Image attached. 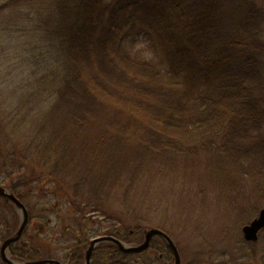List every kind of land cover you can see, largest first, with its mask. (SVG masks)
I'll use <instances>...</instances> for the list:
<instances>
[{
  "label": "trees",
  "instance_id": "16d2710c",
  "mask_svg": "<svg viewBox=\"0 0 264 264\" xmlns=\"http://www.w3.org/2000/svg\"><path fill=\"white\" fill-rule=\"evenodd\" d=\"M11 21L18 31L33 30L35 40L28 47L31 80L22 90L8 88L5 99L15 102L0 106V164L12 169L14 160L31 161L35 151L38 162L50 166L41 173L57 181L72 176L69 202L81 219L73 228L68 264H83L100 230L129 243L143 240L152 225L138 224L132 232L93 202L108 186L118 192L127 187L121 199H128L143 171L162 170L217 190L229 218L250 214L251 220L264 207V0H0V25ZM22 137L27 144L18 156ZM43 174L40 183L47 180ZM31 180L21 182L28 186ZM93 180L94 192L87 189ZM242 181L235 196L232 190ZM17 197L31 224L11 245V256L52 257L50 243L48 252L35 243L52 221V208L25 194ZM95 211L98 223L89 217ZM19 223L13 203L0 194L3 241ZM157 227L173 234L165 224ZM232 228L224 226L217 239H233ZM28 230L38 236L27 239L32 248L21 245ZM240 235L231 245L239 256L222 252L228 262L254 256L264 264V230L257 241ZM220 256L212 251L206 258ZM92 259L174 263L160 235L141 252L101 243ZM0 264H6L1 256Z\"/></svg>",
  "mask_w": 264,
  "mask_h": 264
},
{
  "label": "rangeland",
  "instance_id": "374dc122",
  "mask_svg": "<svg viewBox=\"0 0 264 264\" xmlns=\"http://www.w3.org/2000/svg\"><path fill=\"white\" fill-rule=\"evenodd\" d=\"M15 19L16 16L13 17V20ZM13 23L15 22L11 21L6 26H4V23L0 25V106L4 108L10 105V103L15 102L11 97H9V100L5 99L7 98V89L14 85H19L22 87V90L25 83L31 80L28 47L34 42L35 33L33 30L28 32L18 31L14 27H11ZM24 23L25 25L30 24L26 21ZM22 94L19 91V97ZM111 118L112 115L107 116V120L110 121ZM24 139L25 137H22V140ZM17 143L19 144L18 147L21 148V145L26 146L27 141L21 142L18 140ZM21 151L22 148L17 150L18 156L23 153ZM30 153H33V155H30L31 161L22 162L23 168H21L19 161L15 165L16 171L11 179L18 178V176H31L32 183L36 180L38 187L31 194H29L28 187L22 189V192L29 197L31 196L32 200H35L36 204L40 207H51L52 210L50 212L48 210L47 213L52 216V221L47 226L44 225L45 228H42L43 235L40 236L39 240H35V243L38 249H42L44 252H48L49 249H47L48 247L46 248V245L50 243L51 247L49 248L52 257L67 263L70 259L69 250L72 243L73 228L77 226L79 219H81V216L75 213L76 207L69 202L72 195V176L70 175L71 177L68 178L62 174L61 180L58 179L61 182L52 180L47 174L41 173V171L44 172L43 170H47L50 166L39 163V158L36 157L35 151H30ZM8 167L9 165H7V171L5 172V168L0 164V182L7 176ZM42 174L45 178L47 177V180L40 183V176ZM140 176L137 184H133L129 188L136 189V191L131 190L132 195L128 199L126 197L124 201L121 199L127 187L120 188L118 192L108 186L109 188L105 187L102 192L98 193L99 200L92 201H99L101 207L110 211L118 222H124L132 232L138 224H150L156 227L159 223L165 224L172 231V237L178 244L183 264H234L228 262L227 259H230V256L222 254V252L226 251L229 255H240L235 252V247L231 248V245L236 237L239 238L241 236V231L243 234V225L251 221L248 220L250 214H244L243 216L234 213L233 217L229 218L227 212L224 213L222 211L226 205L218 196V191L207 186L201 187L200 185H196L189 177L173 178L171 176V178L162 170L152 171V169L141 172ZM33 177L36 179H33ZM237 184L238 186L234 187L235 190H232L236 194L235 196H238V193H240L238 189H242L244 185L243 181ZM226 187L230 188L229 184ZM97 188L98 183L96 180L90 181L87 186V189L93 192ZM219 188V190H222L221 186ZM184 198L185 200H183ZM27 200L30 201V198ZM180 204L181 206H178ZM188 207L190 210H188ZM55 208H57V211H55ZM178 208L186 210L181 212ZM93 213L96 218L100 217L96 211ZM142 216L145 219L140 218ZM240 219H242L241 222ZM44 222L46 224L47 221ZM226 225H231V228L233 225L234 228H232L233 233L231 235L233 239L229 237L218 240L219 233H222V228ZM69 226L70 228H68ZM30 230L27 231L25 235L27 237H24L25 239L21 242V245L22 243L24 245L26 242V246L28 247L30 241L27 239L30 240V237L33 239L38 238ZM46 237L48 242L45 241ZM2 241L0 235V247ZM28 248H32V244ZM212 251L221 253V256L218 258L219 260L210 261L206 258L208 252ZM150 252H147L145 257H148ZM254 258V256L251 258L244 257L235 262V264H261V262Z\"/></svg>",
  "mask_w": 264,
  "mask_h": 264
},
{
  "label": "water",
  "instance_id": "95a60500",
  "mask_svg": "<svg viewBox=\"0 0 264 264\" xmlns=\"http://www.w3.org/2000/svg\"><path fill=\"white\" fill-rule=\"evenodd\" d=\"M0 194L8 196L13 201L21 218L18 229L11 236L6 238L1 245L0 253L3 261H5L7 264H64L61 260L56 258L21 261L13 259L9 255V246L16 242L22 236L27 227V224L29 222V212L25 204L13 192L9 191L2 185H0ZM262 229H264V207L261 208L259 214L255 218L246 223L242 228L244 237L247 240L252 241H255L259 238V233ZM155 235H160L167 241L174 254V264H181V254L175 240L169 233L159 227H150L146 229L144 240L139 244L124 242L113 235L96 236L91 239L90 245L86 250L84 264H91V258L94 248L103 241H112L116 243L122 250L127 252H140L150 246L151 240Z\"/></svg>",
  "mask_w": 264,
  "mask_h": 264
},
{
  "label": "flooded vegetation",
  "instance_id": "af4514ba",
  "mask_svg": "<svg viewBox=\"0 0 264 264\" xmlns=\"http://www.w3.org/2000/svg\"><path fill=\"white\" fill-rule=\"evenodd\" d=\"M15 158V157H14ZM20 163V162H19ZM12 164L13 165H16V164H18V161H13L12 162ZM22 163H20V165H21ZM15 167L16 166H14V168H12L11 170H10V167H8V174H7V176H5L2 180H1V182H0V185H2V186H4V187H6L9 191H11V192H13L16 196L18 195V194H23V192H22V187H24V188H27L28 187V189H29V194H31L32 193V191L34 190V189H36L37 187H38V184H37V182H36V180H34V183H32V180H31V182L29 183V185L27 186V184L24 182V181H22L21 182V179H23V177H21V176H18V178H13V179H11V177L14 175V173H15V171H16V169H15ZM24 167V165H21V168H23ZM4 171L6 172L7 171V168L6 169H4ZM19 171V170H18ZM36 177V176H35ZM35 177H33V179H36ZM25 178V177H24ZM3 195V194H2ZM25 195H27V194H25ZM5 197H8V196H6V195H4ZM9 198V197H8ZM10 199V198H9ZM10 201L13 203V201L10 199ZM13 205H14V207H15V209L17 210V208H16V206H15V204L13 203ZM93 215L94 214H90V218H92V221L93 222H97L98 223V221H97V219L96 218H93ZM50 219V218H49ZM49 221H51V219L49 220ZM100 223V222H99ZM31 224V221H29V224H28V226ZM112 235V234H110V233H107V232H105L104 230H100L99 232H98V234L96 235V236H101V235ZM96 236H93V237H96ZM92 237V238H93ZM91 238V239H92ZM91 239H90V241H89V243H88V245H87V247H86V249H85V252H86V250H87V248L89 247V245H90V242H91ZM5 240V239H4ZM17 242V241H16ZM15 242V243H16ZM105 242H111V241H105ZM101 243H104V242H101ZM101 243H99L95 248H94V250H93V253H94V251H95V249L101 244ZM14 244V243H13ZM13 244H11V245H13ZM11 245L9 246V248H8V251H9V253H10V247H11ZM93 253H92V257H93ZM49 258H52V257H49ZM92 258H91V264H92ZM64 262V261H63ZM84 262H85V257H84ZM84 262H83V264H84ZM65 263V262H64ZM65 264H68V262L67 263H65Z\"/></svg>",
  "mask_w": 264,
  "mask_h": 264
}]
</instances>
